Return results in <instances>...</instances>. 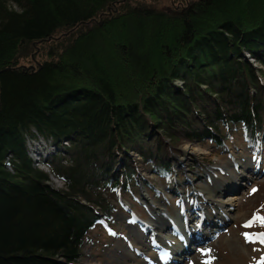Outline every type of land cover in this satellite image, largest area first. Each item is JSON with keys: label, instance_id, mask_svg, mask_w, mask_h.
<instances>
[{"label": "trees", "instance_id": "1", "mask_svg": "<svg viewBox=\"0 0 264 264\" xmlns=\"http://www.w3.org/2000/svg\"><path fill=\"white\" fill-rule=\"evenodd\" d=\"M173 1L0 0V264H84L185 143L264 147V0Z\"/></svg>", "mask_w": 264, "mask_h": 264}, {"label": "rangeland", "instance_id": "2", "mask_svg": "<svg viewBox=\"0 0 264 264\" xmlns=\"http://www.w3.org/2000/svg\"><path fill=\"white\" fill-rule=\"evenodd\" d=\"M148 2L162 9L177 6L173 0H148ZM176 2L178 4V0ZM248 58L255 66L263 67L255 58ZM43 144H40V147ZM30 145L34 153L35 144L31 142ZM189 145L201 147L206 153H188L185 157L184 151ZM249 146L238 142L218 149L211 145L189 142L181 145L179 149L182 152L173 157L172 176L162 178L152 171L141 169V179L144 180L140 184V189L136 191L137 196L130 193L123 198L121 205L125 209L118 210L111 221L102 224L103 233L96 228L88 235L83 248V263L120 264L122 259L120 254L130 246L129 241L134 227L141 234L146 235V238L153 237L146 232L144 223L149 224L153 218V211L160 206L163 208L162 212L171 221L168 223V230L171 228L169 238L172 240L175 236L173 230L177 227L184 236L188 234L185 241L191 242L193 239L194 245L191 247V244H187L186 247L188 245L190 247L187 248L188 252L181 255L180 251L184 249V245L183 249L175 245L170 247L171 242L156 245L151 239L147 246L142 247L143 249H131L132 257L126 260L127 264H264V222L260 219L264 218V147ZM55 151L53 146L48 149L43 147L45 155ZM244 163L247 165L246 168L257 173L250 180L243 177L238 181V185H231L228 189H232H227L226 193L236 194L238 198L229 207V215L217 216L220 210L215 211L213 206L206 202L207 189L214 183L212 175L226 172L228 166L233 172L241 171L244 169L242 167L245 166ZM35 165L45 166L38 161ZM246 168L243 172L248 174ZM54 181L59 186L63 184L59 179L54 178ZM184 195L188 201L204 203L206 212L213 215L206 223L205 220L201 222L202 227L197 226L193 228L194 231L183 233L184 227L178 226L173 219H182L185 207ZM195 210L199 212L201 209ZM194 218L190 224L200 220L198 217ZM186 219L187 217L183 216L182 220ZM196 224L198 225L199 222ZM154 231L157 233L158 230ZM197 235H202L205 240L196 242L197 239L194 238H197ZM163 246L170 247L169 253L165 255L168 258L167 262L163 260L164 256L161 254ZM172 258L181 261L173 262Z\"/></svg>", "mask_w": 264, "mask_h": 264}, {"label": "bare ground", "instance_id": "3", "mask_svg": "<svg viewBox=\"0 0 264 264\" xmlns=\"http://www.w3.org/2000/svg\"><path fill=\"white\" fill-rule=\"evenodd\" d=\"M66 142H68V141H66ZM203 152H205L203 148L197 147L195 145H189L188 147H186V150L184 151V154H185L184 156L186 157L188 155V153H190V154L200 153L201 154ZM246 166H247L246 164H245V166L242 165V167L244 169L246 168ZM228 167L225 169L226 172H222V173L218 172L217 174L215 173L212 175L213 182H214L213 186L211 188H208L207 192H206L207 204L212 205L213 208L215 209V211L217 209L220 210V212L218 213L217 216L229 215L228 214L229 213V207H231L232 204L234 203V201L238 198L236 196V194L226 193L228 190L232 189V188H230V189H228V188L231 185H238L237 184L238 181L242 180L243 177H245V179H247V180H250L252 178V176H255V174L257 173V171L256 172L251 171L252 169H248V168H246L248 174H246V172L245 173L243 172L244 169L241 171L233 172ZM183 199H184L185 207H184V211L182 213V219H183V216H186L187 219L185 221H187V222L185 223V221H183L181 218L173 219V222L177 223L178 226H181L182 228L184 227V229H182L183 233L188 232L189 230L194 231L195 229L193 230V228H195L197 226L202 227L201 222L205 220V223H206L208 221V219H210L212 217L213 214H208L206 212L205 207L203 206L204 203H201V201H199V203L201 205L200 206V205H198L199 203L197 201H193V202L188 201L186 199L185 195H184ZM195 207H197L198 209H201L202 211L199 210V212H197L198 210H195V209H197ZM162 210H163V208H161L160 206H157V209L153 211V218H152V220H150L149 224L147 225V223L145 224L143 222L144 225L146 226L145 227L146 232L150 233L153 237L146 238V235L141 234L135 227L133 228L132 235H131V238L129 241L130 246L126 247L120 254L122 257L120 264H127L126 260H130V258L132 257V252H133L131 249H133V248L143 249L145 246H147L148 242L150 243L151 239H156L158 241H161L162 244L164 242H167V243L171 242L170 247H173L172 245H175L177 248H181L184 245V243H182V240H180L177 236L178 230H173L175 236L172 235L173 236L172 240L169 238L170 237L169 232H171V228H170V230H168V223L171 221H169L168 217L162 212ZM194 217H198V218H200V220L198 219L197 222H195V224H190L195 219ZM198 222H199V224L197 225L196 223H198ZM207 227H209V226H207ZM204 228H205V226H204ZM156 229L158 230L157 233L154 231ZM143 233H145V232L143 231ZM187 235L188 234H186L184 236L185 240H186ZM194 239H196V238H194ZM193 243L194 242L192 239V241L190 243L191 247L194 245ZM182 249H183V247H182ZM174 256H175V254H174Z\"/></svg>", "mask_w": 264, "mask_h": 264}, {"label": "built area", "instance_id": "4", "mask_svg": "<svg viewBox=\"0 0 264 264\" xmlns=\"http://www.w3.org/2000/svg\"><path fill=\"white\" fill-rule=\"evenodd\" d=\"M32 155L34 156L35 159L39 158V156H37L35 152L32 153ZM37 161L39 162V160H36V162H37Z\"/></svg>", "mask_w": 264, "mask_h": 264}, {"label": "snow or ice", "instance_id": "5", "mask_svg": "<svg viewBox=\"0 0 264 264\" xmlns=\"http://www.w3.org/2000/svg\"><path fill=\"white\" fill-rule=\"evenodd\" d=\"M261 219V222H264V218H260Z\"/></svg>", "mask_w": 264, "mask_h": 264}, {"label": "water", "instance_id": "6", "mask_svg": "<svg viewBox=\"0 0 264 264\" xmlns=\"http://www.w3.org/2000/svg\"><path fill=\"white\" fill-rule=\"evenodd\" d=\"M192 143H195V142H192Z\"/></svg>", "mask_w": 264, "mask_h": 264}]
</instances>
